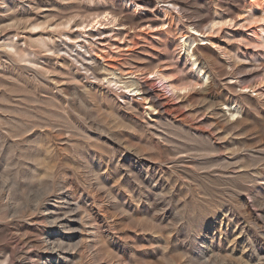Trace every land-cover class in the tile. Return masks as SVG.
Returning <instances> with one entry per match:
<instances>
[{
    "label": "rangeland",
    "instance_id": "374dc122",
    "mask_svg": "<svg viewBox=\"0 0 264 264\" xmlns=\"http://www.w3.org/2000/svg\"><path fill=\"white\" fill-rule=\"evenodd\" d=\"M262 19L264 0H0V264H264ZM180 32L208 83L153 73L188 86Z\"/></svg>",
    "mask_w": 264,
    "mask_h": 264
},
{
    "label": "bare ground",
    "instance_id": "6f19581e",
    "mask_svg": "<svg viewBox=\"0 0 264 264\" xmlns=\"http://www.w3.org/2000/svg\"><path fill=\"white\" fill-rule=\"evenodd\" d=\"M251 2V1H250ZM165 4V3H164ZM256 4V3H255ZM163 6V5H162ZM168 5H165V7ZM254 9V8H253ZM166 15V14H165ZM114 16V14H113ZM168 16V15H167ZM108 17V16H107ZM166 17V16H165ZM109 18V17H108ZM252 19V17H251ZM218 20V19H217ZM232 20V19H230ZM245 20V19H244ZM249 20V19H247ZM171 21V20H170ZM181 21V20H179ZM178 21V22H179ZM262 21L264 22V19H262ZM168 22V21H167ZM252 22V21H251ZM224 24V21H214L211 24V27L213 29L215 28H219ZM165 26V25H164ZM243 26V25H242ZM187 27V26H186ZM188 27H191L194 29V31H192L191 34L196 35L197 37H201L202 40H206L208 37L205 36L204 32H202L201 30H199L198 28L194 27L192 24H188ZM209 27V26H208ZM210 29V28H209ZM182 30V29H181ZM261 30V29H260ZM187 31V30H186ZM259 32V31H258ZM262 32V31H261ZM264 32V31H263ZM181 33V32H180ZM261 34V33H260ZM263 34V33H262ZM209 35V34H208ZM259 37V36H258ZM260 39V38H259ZM262 39V38H261ZM198 39L196 37L192 38L191 35L188 34H182L178 37V42L177 44H179L181 46V48H184L187 52V56L191 58L192 63L189 64L190 69L192 70V73L189 74V78H190V82H188V86H178V84H176L175 82L170 81L171 79V75L158 68L157 71H153V73L158 74V77L160 75L161 77V81H166L168 82V84L171 86V89H184V88H188L190 85L192 86L194 83H199L200 82H207L208 81V74L207 72H204V68H201L198 65V62L196 61V59H194V49L197 47V41ZM208 40V39H207ZM206 40V41H207ZM203 42L201 44L206 43ZM176 44V43H175ZM177 46V45H176ZM22 60V59H21ZM190 60V59H189ZM188 67V66H187ZM165 69V68H164ZM189 70V69H188ZM190 70V72H191ZM171 73V72H170ZM115 74V73H114ZM172 74V73H171ZM118 76V75H117ZM115 77V76H114ZM181 78V77H180ZM114 79V78H113ZM121 80V79H120ZM128 82V81H127ZM186 82V81H185ZM131 83V82H130ZM208 83V82H207ZM120 84V83H119ZM134 84V83H133ZM181 85V84H179ZM183 85V84H182ZM194 86V85H193ZM126 87V86H125ZM134 90H136L137 92H139V94H142L143 99L145 100L146 103L150 104L151 106L155 107V108H159L161 105H163L162 100H160V96L157 93L154 85H149V84H145V85H140L138 87H136ZM186 91V90H185ZM158 98V99H156ZM164 106V105H163ZM173 112V111H172ZM42 262V261H41ZM43 264H62V262L60 261V259H55L52 258L51 256L44 262H42Z\"/></svg>",
    "mask_w": 264,
    "mask_h": 264
}]
</instances>
